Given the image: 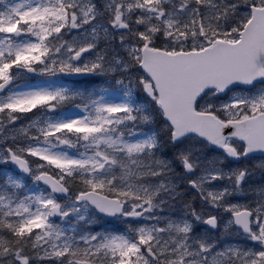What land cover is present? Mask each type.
<instances>
[{
	"label": "snow or ice",
	"instance_id": "obj_1",
	"mask_svg": "<svg viewBox=\"0 0 264 264\" xmlns=\"http://www.w3.org/2000/svg\"><path fill=\"white\" fill-rule=\"evenodd\" d=\"M0 264H264V0H0Z\"/></svg>",
	"mask_w": 264,
	"mask_h": 264
}]
</instances>
